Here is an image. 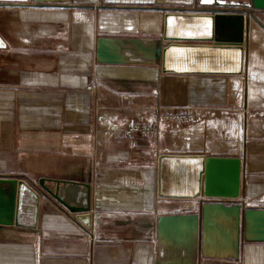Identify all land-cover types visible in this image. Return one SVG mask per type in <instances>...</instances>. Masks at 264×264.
<instances>
[{
	"label": "crops",
	"instance_id": "1",
	"mask_svg": "<svg viewBox=\"0 0 264 264\" xmlns=\"http://www.w3.org/2000/svg\"><path fill=\"white\" fill-rule=\"evenodd\" d=\"M216 13L247 21L243 73H163L167 15ZM0 45V179L35 192L19 224H0V264H264V11L0 0ZM134 117L164 135L99 134ZM163 155L241 159L239 198L160 197Z\"/></svg>",
	"mask_w": 264,
	"mask_h": 264
},
{
	"label": "water",
	"instance_id": "2",
	"mask_svg": "<svg viewBox=\"0 0 264 264\" xmlns=\"http://www.w3.org/2000/svg\"><path fill=\"white\" fill-rule=\"evenodd\" d=\"M202 4L236 6L264 11V0L227 2L202 0ZM255 17V15L253 14ZM256 18V17H255ZM247 21L243 16L223 13L203 16L166 17L161 70L165 74L237 75L244 71ZM1 46V45H0ZM176 169L186 170L193 188H182ZM204 184H202V175ZM180 178V177H179ZM242 161L239 158H214L204 155L169 156L159 159L160 197L193 199L239 198ZM25 191L35 194L23 180L0 179V224H19L28 205Z\"/></svg>",
	"mask_w": 264,
	"mask_h": 264
},
{
	"label": "built area",
	"instance_id": "3",
	"mask_svg": "<svg viewBox=\"0 0 264 264\" xmlns=\"http://www.w3.org/2000/svg\"><path fill=\"white\" fill-rule=\"evenodd\" d=\"M89 91L96 92L92 86L88 87ZM98 122L101 124L104 122V115L100 113L97 117ZM160 122L167 124H180L183 126L196 124L199 122V118L187 113H162L160 115ZM99 134L106 137H162L164 133L161 130L159 123H152L147 121H142L136 117L132 118L130 122L124 127H117L114 125H109L106 128H101ZM136 145V142L133 143Z\"/></svg>",
	"mask_w": 264,
	"mask_h": 264
},
{
	"label": "rangeland",
	"instance_id": "4",
	"mask_svg": "<svg viewBox=\"0 0 264 264\" xmlns=\"http://www.w3.org/2000/svg\"><path fill=\"white\" fill-rule=\"evenodd\" d=\"M255 18V17H254ZM256 19V18H255ZM257 20V19H256ZM258 21V20H257ZM258 23H260V21H258Z\"/></svg>",
	"mask_w": 264,
	"mask_h": 264
}]
</instances>
